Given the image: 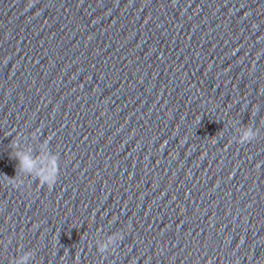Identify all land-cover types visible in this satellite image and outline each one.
<instances>
[{
    "label": "water",
    "instance_id": "water-1",
    "mask_svg": "<svg viewBox=\"0 0 264 264\" xmlns=\"http://www.w3.org/2000/svg\"><path fill=\"white\" fill-rule=\"evenodd\" d=\"M25 256L264 264V0H0V264Z\"/></svg>",
    "mask_w": 264,
    "mask_h": 264
},
{
    "label": "clouds",
    "instance_id": "clouds-1",
    "mask_svg": "<svg viewBox=\"0 0 264 264\" xmlns=\"http://www.w3.org/2000/svg\"><path fill=\"white\" fill-rule=\"evenodd\" d=\"M255 138H256L255 134L250 129H246L245 134L240 138L238 143H241V144L248 143ZM14 158L18 162L17 168H18L19 172H24V173H28V174L32 173V170L36 165V161L34 159H32L27 154H21V153H15ZM49 163H52V161H50ZM53 170H54V168L50 169L47 175L38 174V176H37L38 183H41L42 186H47L49 189H51L55 183V181L52 179V171ZM5 179L7 181H9L7 177H5ZM9 183L13 188H18L20 186L19 181H15V182L9 181ZM101 251H104V248H101ZM26 259H27V256L23 257L21 259V264H23V261Z\"/></svg>",
    "mask_w": 264,
    "mask_h": 264
}]
</instances>
